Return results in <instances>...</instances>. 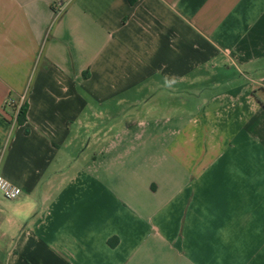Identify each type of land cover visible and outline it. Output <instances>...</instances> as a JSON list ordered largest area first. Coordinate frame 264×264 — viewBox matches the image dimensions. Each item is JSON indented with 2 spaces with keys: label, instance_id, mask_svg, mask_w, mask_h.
I'll list each match as a JSON object with an SVG mask.
<instances>
[{
  "label": "crops",
  "instance_id": "obj_1",
  "mask_svg": "<svg viewBox=\"0 0 264 264\" xmlns=\"http://www.w3.org/2000/svg\"><path fill=\"white\" fill-rule=\"evenodd\" d=\"M0 175V264H264V0H0Z\"/></svg>",
  "mask_w": 264,
  "mask_h": 264
},
{
  "label": "rangeland",
  "instance_id": "obj_2",
  "mask_svg": "<svg viewBox=\"0 0 264 264\" xmlns=\"http://www.w3.org/2000/svg\"><path fill=\"white\" fill-rule=\"evenodd\" d=\"M194 93V92H193ZM165 97L163 96H159L157 99H164ZM195 99H199V98H195V97H188V96H184L182 94H177L176 95V98L174 99L175 101V109H176V112L175 113H170L168 115H172V114H175V115H181L182 113H189V111L193 110L195 107H194V104L193 106H189L187 104L188 100H191V102H195ZM187 101V102H186ZM197 101V100H196ZM164 108L161 107V108H158V107H154L153 110L148 114L149 117H152V116H161V115H165L164 112H163ZM129 112V110H117V111H114L110 114L111 116V119H108L109 121L110 120H119L120 117H123L124 115H126L125 113ZM133 115H141V113L139 114H136L135 112L132 113ZM132 114L128 113V116L132 117ZM105 122H107V119L105 120ZM104 122V123H105Z\"/></svg>",
  "mask_w": 264,
  "mask_h": 264
},
{
  "label": "built area",
  "instance_id": "obj_3",
  "mask_svg": "<svg viewBox=\"0 0 264 264\" xmlns=\"http://www.w3.org/2000/svg\"><path fill=\"white\" fill-rule=\"evenodd\" d=\"M11 104L13 102H10ZM23 103H19L17 104V112L19 111L21 105ZM0 192L3 194V196L6 199L9 200H14L20 197L22 190L21 188H19L18 186L14 185L13 183H11L10 181H8L7 179H5L3 176L0 175Z\"/></svg>",
  "mask_w": 264,
  "mask_h": 264
},
{
  "label": "trees",
  "instance_id": "obj_4",
  "mask_svg": "<svg viewBox=\"0 0 264 264\" xmlns=\"http://www.w3.org/2000/svg\"><path fill=\"white\" fill-rule=\"evenodd\" d=\"M17 106L18 105L16 103L11 104L13 115L15 113V117H16L17 122L20 125H24L27 122L28 105L26 103H23L18 112L16 111Z\"/></svg>",
  "mask_w": 264,
  "mask_h": 264
}]
</instances>
